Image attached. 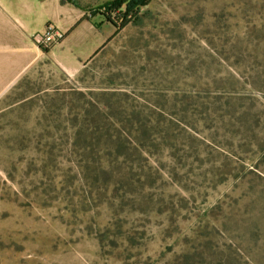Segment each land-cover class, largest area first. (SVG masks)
I'll use <instances>...</instances> for the list:
<instances>
[{
  "label": "rangeland",
  "instance_id": "obj_1",
  "mask_svg": "<svg viewBox=\"0 0 264 264\" xmlns=\"http://www.w3.org/2000/svg\"><path fill=\"white\" fill-rule=\"evenodd\" d=\"M141 13L122 29L91 17L103 44L74 78L45 58L0 96V264H175L185 252L264 264V0H152ZM40 33L42 52L59 44ZM100 88L153 125L150 186L107 195L114 247L98 241L110 210L71 138L77 92Z\"/></svg>",
  "mask_w": 264,
  "mask_h": 264
},
{
  "label": "trees",
  "instance_id": "obj_2",
  "mask_svg": "<svg viewBox=\"0 0 264 264\" xmlns=\"http://www.w3.org/2000/svg\"><path fill=\"white\" fill-rule=\"evenodd\" d=\"M68 1L78 5L72 0ZM152 0H111L94 7L91 10L82 9L92 16L99 15L107 23L117 29L125 28L128 25H141L143 23L142 9L147 7ZM80 7V5H78ZM84 20L90 19L85 15ZM187 22L198 23V18L191 17ZM98 54V51L96 52ZM95 54V55H96ZM104 89V90H102ZM109 88L98 90L78 91L76 108L81 109L75 116V126L71 127L72 143L80 150L78 156L85 157L86 162L80 166L84 175V185L88 193H96V200L101 199L102 204L109 208L111 199L108 193H134V190L150 186V174L144 169L143 156L146 147L145 141L153 126L148 113L144 109H138L133 103L122 106L115 92L106 91ZM86 98L85 105L81 107L82 99ZM71 120V119H70ZM67 122L70 123L71 121ZM131 138L135 143L131 142ZM89 142V143H87ZM131 144L134 146L131 147ZM102 152L103 161L97 157ZM97 167H96V165ZM100 174L97 176L96 174ZM81 184L77 183V186ZM105 193V194H104ZM110 210V218L103 227L102 232L97 233L100 244L107 240L110 246H116L118 240H123V235H116L111 222L116 215L113 209ZM81 215H88L86 210ZM93 220V217H90ZM115 239V242L110 241ZM205 248L210 247L209 242H203ZM196 254L180 253L175 264H197ZM203 260L207 259L204 254Z\"/></svg>",
  "mask_w": 264,
  "mask_h": 264
},
{
  "label": "crops",
  "instance_id": "obj_3",
  "mask_svg": "<svg viewBox=\"0 0 264 264\" xmlns=\"http://www.w3.org/2000/svg\"><path fill=\"white\" fill-rule=\"evenodd\" d=\"M11 1L22 4L15 7ZM78 5L61 0H0V96L45 58L70 78L80 72L81 63L97 52L103 40L91 24L95 16ZM85 15L90 21L84 20ZM48 24L57 27L64 39L42 52L31 36Z\"/></svg>",
  "mask_w": 264,
  "mask_h": 264
},
{
  "label": "built area",
  "instance_id": "obj_4",
  "mask_svg": "<svg viewBox=\"0 0 264 264\" xmlns=\"http://www.w3.org/2000/svg\"><path fill=\"white\" fill-rule=\"evenodd\" d=\"M35 37L40 38V40L44 43L40 46H46L52 43H60L63 38V33L54 25L48 24L45 27V30ZM46 44V45H45Z\"/></svg>",
  "mask_w": 264,
  "mask_h": 264
}]
</instances>
